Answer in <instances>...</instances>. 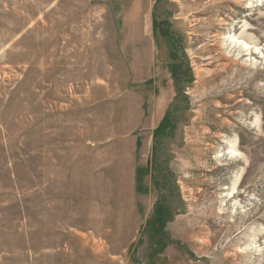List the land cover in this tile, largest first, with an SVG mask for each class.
Listing matches in <instances>:
<instances>
[{
	"label": "rangeland",
	"instance_id": "374dc122",
	"mask_svg": "<svg viewBox=\"0 0 264 264\" xmlns=\"http://www.w3.org/2000/svg\"><path fill=\"white\" fill-rule=\"evenodd\" d=\"M0 264H264V0H0Z\"/></svg>",
	"mask_w": 264,
	"mask_h": 264
},
{
	"label": "bare ground",
	"instance_id": "6f19581e",
	"mask_svg": "<svg viewBox=\"0 0 264 264\" xmlns=\"http://www.w3.org/2000/svg\"><path fill=\"white\" fill-rule=\"evenodd\" d=\"M242 1H245V0H242ZM232 39H233V41L230 43V46L231 47L238 46L239 47V53H238L239 55L242 54L243 51H247L248 53L251 51V47L245 41H240L238 38H232ZM254 48H257V47H254ZM235 146H236L235 144H232L231 147H230L231 148L230 149V155H232V157L237 154L236 151H235Z\"/></svg>",
	"mask_w": 264,
	"mask_h": 264
},
{
	"label": "flooded vegetation",
	"instance_id": "af4514ba",
	"mask_svg": "<svg viewBox=\"0 0 264 264\" xmlns=\"http://www.w3.org/2000/svg\"><path fill=\"white\" fill-rule=\"evenodd\" d=\"M159 211V214H161V211L160 210H158ZM166 212V211H165ZM164 212V213H165ZM161 218H163L162 216H159V217H157V221H160L159 219H161Z\"/></svg>",
	"mask_w": 264,
	"mask_h": 264
},
{
	"label": "trees",
	"instance_id": "16d2710c",
	"mask_svg": "<svg viewBox=\"0 0 264 264\" xmlns=\"http://www.w3.org/2000/svg\"><path fill=\"white\" fill-rule=\"evenodd\" d=\"M167 213H168V212L166 211L164 214H162V213H161V214H159V216H162V217L164 218V217H165V215H168Z\"/></svg>",
	"mask_w": 264,
	"mask_h": 264
}]
</instances>
